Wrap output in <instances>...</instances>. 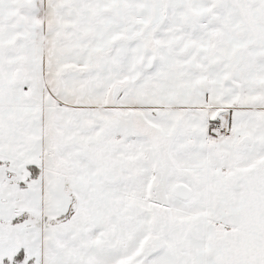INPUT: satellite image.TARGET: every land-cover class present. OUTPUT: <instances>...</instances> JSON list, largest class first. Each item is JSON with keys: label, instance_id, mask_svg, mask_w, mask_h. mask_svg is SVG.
<instances>
[{"label": "snow or ice", "instance_id": "6c2138e0", "mask_svg": "<svg viewBox=\"0 0 264 264\" xmlns=\"http://www.w3.org/2000/svg\"><path fill=\"white\" fill-rule=\"evenodd\" d=\"M0 264H264V0H0Z\"/></svg>", "mask_w": 264, "mask_h": 264}]
</instances>
